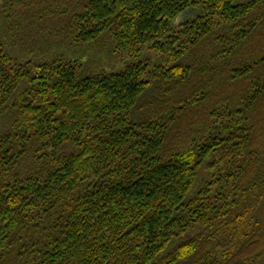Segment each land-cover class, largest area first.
Instances as JSON below:
<instances>
[{
  "label": "trees",
  "instance_id": "trees-1",
  "mask_svg": "<svg viewBox=\"0 0 264 264\" xmlns=\"http://www.w3.org/2000/svg\"><path fill=\"white\" fill-rule=\"evenodd\" d=\"M0 264H264V0H0Z\"/></svg>",
  "mask_w": 264,
  "mask_h": 264
},
{
  "label": "rangeland",
  "instance_id": "rangeland-1",
  "mask_svg": "<svg viewBox=\"0 0 264 264\" xmlns=\"http://www.w3.org/2000/svg\"><path fill=\"white\" fill-rule=\"evenodd\" d=\"M245 1H248V0H238L239 3L241 2H245ZM198 9L197 8H192V9H189L185 12H183L176 20V23H181L189 18H192L194 17L197 13H198ZM105 59V64H107L109 61L106 59V58H103Z\"/></svg>",
  "mask_w": 264,
  "mask_h": 264
}]
</instances>
